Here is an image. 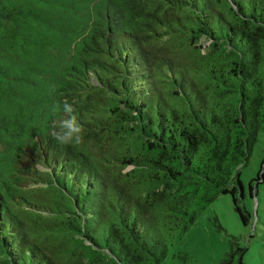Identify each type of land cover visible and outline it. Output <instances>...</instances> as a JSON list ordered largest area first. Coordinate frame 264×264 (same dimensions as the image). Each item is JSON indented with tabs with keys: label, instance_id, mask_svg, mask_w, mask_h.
<instances>
[{
	"label": "trees",
	"instance_id": "trees-1",
	"mask_svg": "<svg viewBox=\"0 0 264 264\" xmlns=\"http://www.w3.org/2000/svg\"><path fill=\"white\" fill-rule=\"evenodd\" d=\"M263 133L264 0H0V264H161L226 194L248 226Z\"/></svg>",
	"mask_w": 264,
	"mask_h": 264
},
{
	"label": "rangeland",
	"instance_id": "rangeland-1",
	"mask_svg": "<svg viewBox=\"0 0 264 264\" xmlns=\"http://www.w3.org/2000/svg\"><path fill=\"white\" fill-rule=\"evenodd\" d=\"M263 161L264 133L258 137L248 165L239 171L245 194L242 205L251 215V223L242 224L231 195H220L161 264H220L230 250V236L238 238L239 246L245 250L243 264H264V175L256 195L251 197L248 187Z\"/></svg>",
	"mask_w": 264,
	"mask_h": 264
},
{
	"label": "clouds",
	"instance_id": "clouds-1",
	"mask_svg": "<svg viewBox=\"0 0 264 264\" xmlns=\"http://www.w3.org/2000/svg\"><path fill=\"white\" fill-rule=\"evenodd\" d=\"M51 111L53 115L61 112V105L58 102L55 103ZM63 112L65 114L64 118L54 124L50 132L52 139L61 147L81 144L83 140L81 135L82 129L73 117L71 107L65 104L63 106Z\"/></svg>",
	"mask_w": 264,
	"mask_h": 264
}]
</instances>
